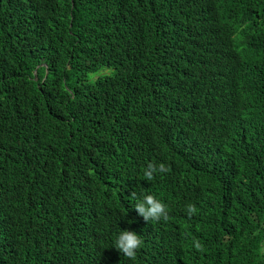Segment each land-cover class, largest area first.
Segmentation results:
<instances>
[{
	"label": "trees",
	"instance_id": "trees-1",
	"mask_svg": "<svg viewBox=\"0 0 264 264\" xmlns=\"http://www.w3.org/2000/svg\"><path fill=\"white\" fill-rule=\"evenodd\" d=\"M145 194L167 221L138 215ZM262 247L264 0H0V264H264Z\"/></svg>",
	"mask_w": 264,
	"mask_h": 264
},
{
	"label": "clouds",
	"instance_id": "clouds-1",
	"mask_svg": "<svg viewBox=\"0 0 264 264\" xmlns=\"http://www.w3.org/2000/svg\"><path fill=\"white\" fill-rule=\"evenodd\" d=\"M167 171L168 168L164 163H160L158 166L154 163H149L145 169L144 175L148 180H152L155 173ZM131 195L135 198V193ZM135 210L145 221H160L161 219L167 221L169 219L167 206L151 194H145L142 199H137ZM196 211L197 209L194 204L187 205L186 212L189 216L195 214ZM142 243L143 241L140 235L136 234L134 231L123 230L115 241V248L124 256L134 258ZM195 246L197 249L202 250V246L198 242ZM261 253L264 254V247L261 248Z\"/></svg>",
	"mask_w": 264,
	"mask_h": 264
},
{
	"label": "bare ground",
	"instance_id": "bare-ground-1",
	"mask_svg": "<svg viewBox=\"0 0 264 264\" xmlns=\"http://www.w3.org/2000/svg\"><path fill=\"white\" fill-rule=\"evenodd\" d=\"M214 59V58H213ZM210 65V64H209Z\"/></svg>",
	"mask_w": 264,
	"mask_h": 264
}]
</instances>
